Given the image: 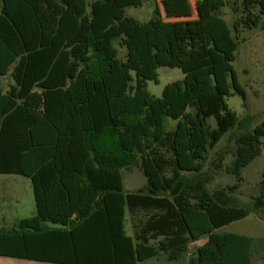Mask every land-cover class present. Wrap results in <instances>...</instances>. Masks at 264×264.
Listing matches in <instances>:
<instances>
[{
    "label": "trees",
    "instance_id": "trees-1",
    "mask_svg": "<svg viewBox=\"0 0 264 264\" xmlns=\"http://www.w3.org/2000/svg\"><path fill=\"white\" fill-rule=\"evenodd\" d=\"M146 4L147 21L127 15ZM160 5L1 0L0 174L31 178L36 211L0 227V256L53 264L178 261L201 240L189 264H252L253 250L264 255L263 239L220 231L264 212V170L248 204L232 195L238 183L209 189L212 169L239 182L261 154L264 119L251 129L226 99L246 97L234 62L240 33L264 30V0L197 1L198 19L182 25L184 43ZM161 67L179 68L184 78L156 98L147 82L158 83ZM227 133L232 146L210 159ZM133 166L147 183L126 191L123 170Z\"/></svg>",
    "mask_w": 264,
    "mask_h": 264
},
{
    "label": "rangeland",
    "instance_id": "rangeland-1",
    "mask_svg": "<svg viewBox=\"0 0 264 264\" xmlns=\"http://www.w3.org/2000/svg\"><path fill=\"white\" fill-rule=\"evenodd\" d=\"M162 8L165 20L174 21L179 25L181 42L187 38V30L182 28L186 21L198 19L195 5L200 0H158ZM1 4V0H0ZM152 9L149 5L142 7H129L127 15L137 18L139 21H147L151 16ZM226 18L230 21L229 11L225 10ZM193 27V34L198 39V29ZM241 42L239 44L234 68L240 84L246 92L245 99L239 94L227 97L226 102L232 109L240 123L247 124L251 129L264 119V30L261 27L251 30L244 29L240 33ZM114 46L119 50V58H124L126 50L118 42ZM158 83L147 82L148 92L156 98L162 97L164 87L174 81L182 80L184 74L179 68L161 67L157 70ZM171 125L174 121L169 120ZM209 123L215 127L214 118L209 119ZM238 129V126L235 130ZM232 133H227L221 141L210 151V159L226 146H232ZM232 155L227 154L224 165L230 164ZM216 174L209 189L225 188L238 183V187L232 193L238 205L248 204L259 191V183L264 170V140L261 146V154L255 158L242 171V178L239 182L232 175L227 174L224 168L215 171ZM8 177H15L14 179ZM123 183L126 191H136L146 185V177L137 166L123 170ZM0 227H11L14 225V218H30L35 212L33 189L28 178L18 175H0ZM1 213V212H0ZM4 217V221H2ZM220 231L235 232L249 235L255 239L264 240V212L251 213L247 217L235 221ZM204 243V240L192 243L185 258L178 261H169L164 256L148 259L140 264H189V259L194 256L195 248ZM255 264H264V255L253 250Z\"/></svg>",
    "mask_w": 264,
    "mask_h": 264
},
{
    "label": "crops",
    "instance_id": "crops-1",
    "mask_svg": "<svg viewBox=\"0 0 264 264\" xmlns=\"http://www.w3.org/2000/svg\"><path fill=\"white\" fill-rule=\"evenodd\" d=\"M2 84H3V90L6 91L7 89H9V78H8V75L5 76L3 79H2ZM0 175H6V174H0ZM10 176V175H8ZM15 176V175H14ZM8 178H11V179H14L15 177H8ZM25 178H28L29 181H30V184L32 186V189H33V183H32V180L31 178L29 177H25ZM34 194V192H33ZM34 203H35V198H34ZM35 211H36V208H35ZM1 213V216L2 215V211H0ZM34 215H35V212H34ZM33 215V216H34ZM20 219H25V218H14V223ZM2 221H4V217H2ZM251 263L252 264H255V261H254V257L252 256V260H251ZM0 264H53V263H48V262H41V261H33V260H25V259H18V258H11V257H3V256H0Z\"/></svg>",
    "mask_w": 264,
    "mask_h": 264
}]
</instances>
